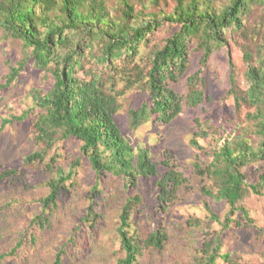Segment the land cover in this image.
I'll use <instances>...</instances> for the list:
<instances>
[{
  "label": "rangeland",
  "instance_id": "obj_1",
  "mask_svg": "<svg viewBox=\"0 0 264 264\" xmlns=\"http://www.w3.org/2000/svg\"><path fill=\"white\" fill-rule=\"evenodd\" d=\"M117 3L118 0H110L111 5ZM136 3V8L144 12L164 11L169 14L177 1L159 0V6L148 0ZM229 3L230 0H211L217 11ZM245 22L246 33L235 26L225 30L226 42L214 51L208 61L202 74L207 101L196 109L185 105L181 115L169 124L149 118L133 127L131 110L150 102L149 90L145 84L130 85L124 69L130 60L125 56L115 61L116 69L95 59L98 70L105 75L108 91L118 96L120 109L116 121L123 134L137 149H147L158 168L157 176L140 177L135 188L127 187L126 180L121 177H99L82 151V142L76 138L59 139L43 162L26 161L29 155L43 149L35 139L34 124L41 110L36 97L52 88L54 77L49 70L36 66L31 47L25 46L20 39L6 36L0 27V86L7 82L12 66L24 63L17 79L0 88V128L5 119L27 115L25 119L7 123L0 132V175L9 172L0 180V254L17 248L0 264H53L60 251L62 264H119L125 256L117 232L120 214L128 198L136 195L141 198V203L133 211L134 227L145 236L160 223H165L169 233L165 249L146 250L141 264L204 263L201 251L210 235H221L222 252L231 253L233 260L264 264V189L261 194L250 189L240 202L248 209L254 224L232 225L224 230L222 222L230 207L225 201L208 199L202 194L203 186L214 188V183L196 172L197 163L204 169L211 161L210 155L222 136L234 138L244 134L254 147H258L260 142L256 126L248 118L256 109L249 105L236 109L228 90L232 74L240 88L249 86L246 77L248 63L244 56L246 49L252 54L254 64L264 59V3L252 5ZM179 28V24L164 20L148 35V42L141 44L135 62L147 71L153 52ZM190 49L191 63L187 72L177 83L170 84L185 100L190 88L189 77L201 68L202 51L196 40H191ZM94 54H100L97 44ZM193 138L198 140L200 149L192 145ZM51 158L57 161L56 169L60 168L65 174L73 170L74 175L66 181L58 206L46 209L49 221L40 226L33 220L44 211L41 199L48 195V182L57 175V170L47 165ZM168 159L172 167L183 174L186 182L164 211L157 201V181L169 170L165 165ZM243 171L248 183L257 182L264 171V162L250 163ZM206 200L218 214L219 221L209 218ZM196 218L203 222V227L194 230L190 222ZM235 218L240 220L241 214L237 213ZM216 264L225 262L218 259Z\"/></svg>",
  "mask_w": 264,
  "mask_h": 264
},
{
  "label": "trees",
  "instance_id": "obj_2",
  "mask_svg": "<svg viewBox=\"0 0 264 264\" xmlns=\"http://www.w3.org/2000/svg\"><path fill=\"white\" fill-rule=\"evenodd\" d=\"M148 1L159 6V0ZM176 1L175 9L168 14L137 9L136 2L143 3V0H118L117 5H111L110 0H0V27L6 36L20 39L25 46L31 47L36 66L49 70L54 77L52 88L36 97L41 110L34 124L35 139L43 149L29 155L26 158L28 163L45 161L48 151L59 139L76 138L82 142V151L99 177H121L126 180L127 187L135 188L140 177L158 175L157 165L149 151L134 147L117 123L118 96L108 91L105 75L98 70L95 59L116 69L115 61L125 56L130 60L124 67L130 85L145 84L149 90L150 102L131 110L133 127L149 118L169 124L181 115L185 105L196 109L207 101L202 74L211 55L226 42L223 33L232 26L246 33L245 18L251 13L252 5L264 3V0H230L227 6L217 11L211 0ZM164 20L177 23L180 28L153 52L150 67L145 71L135 59L140 54L141 44L148 42V35ZM193 39L202 51L201 68L189 77L190 88L185 100L170 84L177 83L187 72ZM96 44L100 50L98 55L94 54ZM244 56L248 63L246 77L249 86L240 88L232 74L228 93L233 96L236 109L243 105L256 109L248 118L254 122L260 135L259 145L254 147L244 134L234 138L222 136L207 166L203 169L196 164V172L214 183V188L203 186L202 194L208 199L225 201L230 207L222 222L224 230L232 225L254 224L248 209L240 202L250 189L255 194H261L264 189V171L254 183L247 182L243 171L250 163L264 162V59L254 64L247 49ZM22 69L24 63L12 66L7 82L0 88L13 83ZM133 77L134 80L131 79ZM26 117L24 114L5 119L0 132L7 123ZM192 145L201 148L195 138ZM47 165L52 170L56 169V159L51 158ZM165 165L169 170L157 181V201L164 211L186 182L183 174L172 167L170 159L165 161ZM56 170L57 175L48 182V195L41 199L44 211L33 220L40 226L47 224L46 209L58 206L66 181L74 175L73 170L68 174L60 168ZM8 173L0 175V180ZM139 203L141 198L138 195L128 198L120 214L117 232L125 256L119 264H141L146 250L163 251L169 239L165 223H160L145 236L134 227L133 211ZM205 207L211 220H220L208 200ZM237 213L241 214L240 220L235 218ZM190 226L197 230L203 227V222L196 218ZM15 249L0 254V262ZM201 252L204 260L201 264H216L218 259L225 264H248L233 260L229 252H222L221 235H210ZM62 255L61 251L58 252L53 264H62Z\"/></svg>",
  "mask_w": 264,
  "mask_h": 264
}]
</instances>
